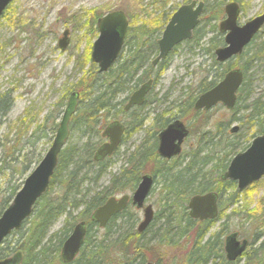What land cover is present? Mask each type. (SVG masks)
<instances>
[{"label":"trees","instance_id":"obj_1","mask_svg":"<svg viewBox=\"0 0 264 264\" xmlns=\"http://www.w3.org/2000/svg\"><path fill=\"white\" fill-rule=\"evenodd\" d=\"M204 1L205 12L212 13L215 8L212 18L219 20L218 17L224 14L225 0ZM136 2L141 5L142 11L151 4L155 7L161 3L162 9L169 4V0ZM137 15L129 16L126 50L117 63L106 73H99L95 65L89 66L80 82L75 85L81 98L70 123V135L77 132L86 135L89 132L88 141L81 148L75 143H69L70 141L67 143L58 157L47 192L37 200L32 215L23 226L13 232L17 239L8 244L7 237L3 242L0 259L8 258L9 254L20 250L23 258L19 264H65L60 255L62 243L70 235L72 228L83 220L88 226L87 234L80 255L72 264H240L242 261V264H264V230L253 234L250 248L242 258L232 263L224 256V230L228 227L211 233V223L193 220L188 215L187 204L193 195L217 189L224 193L234 187L230 181H221L219 175L229 164L228 156L236 153L237 143L225 147L220 153L225 157H218L219 152L216 154L213 151L217 147H210L207 153L202 149L192 152L186 164H181V168L176 167L169 179V187L165 190L166 197L156 202L158 209L155 220L144 234L135 229L137 216L130 209L114 217L103 230L91 221L94 209L112 194L133 191L134 182L139 179L138 175L142 173L143 164L146 163L145 160L139 165V160L135 166L137 159H134L133 154L126 164L129 167L123 168L121 175L113 174L109 185H102L99 189L84 187L90 180L97 186L106 174L108 163H96L93 157L99 144L100 131L110 118L112 108L120 103V95L131 86L139 85L140 79L133 80V75L149 65L150 56L157 49L156 42L151 41L150 37L156 32L155 26L159 25L160 28L168 19L164 13L157 15L155 19L151 16L149 19L144 15L142 17L139 13ZM92 17L94 21V15ZM165 17L167 19L163 21ZM253 47H248L245 51L248 58L243 68L247 77L241 92L249 85L248 71L256 61L264 59V42ZM165 69L166 65L160 66L158 74ZM144 80L146 79L143 78L142 81ZM201 88L204 89L203 84L198 86V89ZM243 95L246 97L245 101L249 100L246 117L248 127L253 129L251 136L264 133V102L260 98L250 100L249 89ZM242 99L243 96L240 95L239 101ZM13 103L10 92L0 90V216L22 187L25 177L42 160L46 144H50L54 138L61 114L45 115L40 122L37 120L39 115L32 116L27 109L11 121L7 116ZM114 113L118 117L122 110ZM136 128L138 127L135 126L133 130ZM238 137L233 136L234 139ZM93 138L95 139L91 141ZM141 154L140 158L147 159L144 151ZM240 195L237 192L231 194L226 203L223 195L220 214L231 203L237 202ZM62 216L65 217V225L50 233L51 226Z\"/></svg>","mask_w":264,"mask_h":264},{"label":"rangeland","instance_id":"obj_2","mask_svg":"<svg viewBox=\"0 0 264 264\" xmlns=\"http://www.w3.org/2000/svg\"><path fill=\"white\" fill-rule=\"evenodd\" d=\"M238 1L243 5V12L240 16L241 23L264 12V0ZM160 5L161 3L155 7ZM140 6L136 0H15L13 5L15 11L5 18L3 16L0 18V86L3 89L12 88L15 90L13 92L14 103L7 116L8 119L15 120L28 107H31L33 112H39L37 120L40 122L45 114L55 115L63 112L65 108H62L59 103L67 98L64 90L68 91V95L75 89L77 90L75 85L80 77L79 71L76 70L77 62L82 66V69L89 65L88 60L83 59L90 55V48L95 39L92 34H89L90 30L87 32L90 16L94 15V19H96L105 12L121 9L128 16L135 15L136 17L139 13L142 17L144 15L149 19V16L154 15L158 8L151 4L149 7L145 6V11H142ZM215 10V8L212 9L214 12ZM214 12L212 15L215 14ZM223 15L218 19L222 20ZM10 17L15 21L18 20V26L11 24L8 19ZM220 20L218 22L211 20L208 23L207 31L211 35L212 27L216 23L218 26ZM65 29L70 30L71 44L68 51L59 53L56 47L57 39ZM181 47L172 55L169 68L162 73L160 81L154 88L159 95L170 91L171 95L176 96L177 90H181L187 84L192 85L197 80L196 75H200L206 66H210V55L205 51H201L198 47H193L191 51H188L186 47ZM244 61L245 59L240 63ZM250 74V100L260 98L261 102H264V63H256ZM219 114L220 111L214 113L215 119ZM59 121L60 119L57 120V122ZM147 122V128L152 126L151 119ZM145 132L146 129L135 132L121 146V149L113 155L108 164L107 174L102 177L97 186L90 180L84 187L99 189L102 185L108 184L111 175L120 172L124 167L131 151L141 145L146 135ZM88 133L86 135H81L79 132L72 133L68 142L75 143L81 148V145L88 141ZM249 135H251V130ZM245 138L246 135H243L244 141L240 143L236 153L242 151L246 145ZM189 141L185 146V151L192 149L190 146L197 142L195 137ZM249 142H251L250 139ZM50 144H46V151ZM218 157L225 156L219 154ZM233 192L234 189L227 191L228 194L224 196L225 203ZM148 202L155 207V210L158 209L154 198H150ZM139 216L141 219V212H139ZM64 220L65 217H59L51 226L50 233L60 230L65 225ZM214 226L213 232L227 226L226 234L238 232L241 238L248 239H252L254 233L263 231L264 178L242 193L237 204L226 210L224 217ZM16 239L17 235L11 233L7 242L10 244ZM13 255L12 253L8 256L12 257ZM242 263L243 261L240 262V264Z\"/></svg>","mask_w":264,"mask_h":264},{"label":"flooded vegetation","instance_id":"obj_3","mask_svg":"<svg viewBox=\"0 0 264 264\" xmlns=\"http://www.w3.org/2000/svg\"><path fill=\"white\" fill-rule=\"evenodd\" d=\"M193 1L196 2V5H198L201 1L204 2V7H203L202 14H200V16H199V19H198L199 21H198L197 26L192 30V36L188 39L180 41V43L176 44L171 49V51L167 55V57L161 58V59H159V61L154 63L155 59L159 55V49H160V46H158L159 40L162 39L163 32L165 31L166 27L168 26V22L171 20V18L173 17L175 12L178 10V8H180L181 6H184V5H189ZM14 2H15V0H13L5 9L6 11L3 14L4 18L7 17V15H9L15 11L13 9ZM232 2H236L239 5V8L241 10L240 15L238 16V19H237L238 25L240 27H243L248 21H251L252 19H254V17L264 14V12H262L260 14L255 15L253 18L246 20L245 22L241 23L240 22V16L243 12V10H242L243 5H241L238 0H225L226 4L224 5V10H223L224 15L222 17V20H224L227 16V13L225 11L226 5L228 3H232ZM161 5L158 6L157 11H155L154 15H151V17H153L155 19V18H157V15H159V14L162 15L164 13V14H166V16L168 18L167 19L165 17L163 19V21L166 19H167V21L160 28H159V25L155 26V27H157V28H154V29H156L155 30L156 32L154 34H152L150 37L151 41L156 42L157 49L154 53L151 54V56H150L151 59L149 61V65L147 64V66L144 69L138 70V72H136L133 75L134 76L133 80L136 81V80L140 79L139 85L136 87L131 86L130 88H128V90L126 92H124L122 95H120V97H121L120 103L117 106H115V108H112V111L110 112L111 113L110 118H108V121H107L105 127L100 131V134H99L100 140H99V144L97 145L98 147L95 149V151L93 153V156H94L95 152L99 149V147L103 143H106L109 141V137L104 136L103 132L109 126V124L112 122H118V123L120 122L125 127L123 130V133H122V137H121V141H120V147L115 152H113L110 155V157H105V158L101 159L99 162L94 161L96 163L107 162L109 164L110 161L112 160L113 155H115L121 149V146L124 145V143L131 137V135H133L137 131L138 132H140L141 130L145 131V129H146V132H145L146 135H145L141 145L139 147H137L136 149H133L131 151V153L129 154V157H128V160H129V158H132V156L134 154V159H137L136 162H134L135 166H137L136 163H138L139 160H140L139 165L142 164L146 160V163L143 164L144 165L143 171H142V173H140L138 175L139 179H137V181L134 182L135 188L133 189V191H123L122 194H112L104 202V203H106L110 198H112V196H114L117 199H121L123 196L126 195L129 198L128 203L123 208V210L117 214H114L113 217L110 218L109 223L103 228H106L112 222V219L114 217H116V216L124 213V211L130 209L132 212L135 213V216H137V218H136L137 222H136L135 229L140 234H144L146 232V230L149 228V226L154 222L156 212H157V210L154 212V216H153L154 220H152V222L146 227V230L143 232H140L138 230V226L144 220L143 219L144 218V210H145V207L149 204L148 200L150 198H154L155 204H156L157 201H159V200L162 201V199H164L166 197L165 196V190H167L169 187L170 177L173 176V173L175 172L176 167L181 168V164H183V165L186 164V162L189 160L192 152H196V150L202 149L205 153H207L208 148L219 147V146H220V151L222 152L225 150V147H230L236 143L238 144L237 146L239 148L240 143L242 141H244L242 139L243 135H246V138H245L246 145L243 147L242 151H239V152H243V151L248 150L252 141L256 137L264 134V133H259L258 135H255V136L249 135V131L251 130V134H252L253 129L251 127H248V122H247V117H246V106H247L248 102H247V100L245 101L246 97L243 95L244 93H246V91L248 89H249V93L251 92V90H250L251 89L250 71L255 67L256 63L257 64L264 63V59H261L260 61H256L254 66L248 71L249 79H250L249 85L245 88V90H243V92H241V90L245 87L246 77H247V74H245L244 68H243V67H245V65H246L245 62L248 58V56L245 55L246 54L245 51L248 47L254 46L253 48H256L257 45H260L264 42V24L257 30V32L251 38L249 43L244 45L241 52H237L232 57H230L228 59H224V61H221L218 59L216 51L223 49L224 47L228 46V43H226L225 40H226V37H227L229 32L228 31H226V32L222 31L221 32L220 25L222 23V20H220V19H219L220 21H219L218 26L216 23L212 27V31H211L212 35L207 31L208 23H210V21L215 19V18H212V13H209V12L206 13L205 12L206 2L204 0H188V1L187 0H175V1L169 0V4H167V6L164 7L163 9L161 8ZM196 5L194 6V8L196 7ZM117 10H121V9H117ZM110 12H114V11H110ZM110 12H105V13H103L102 16L96 17V19H94L95 22L93 21L92 15L89 18V23H88L89 29L87 32H89V30H90L91 33H89V34H92L93 38L95 37V39H94V41L91 45V48H90L91 49L90 55L83 59V60H88L89 65H87L84 69H82V66H80L79 62H77L76 70L79 71V74H80V77L77 80V84H78V82H80L81 78L83 77V75L86 72L85 70H87L89 66L95 65L99 73H106L109 71V69H111L115 65V64H113L111 67H109L106 70V72H101L99 70L98 63L94 62L91 59V55L93 52L92 48L94 46L95 41L98 39V36H99L98 20L103 18V16L105 14L110 13ZM124 13L126 14V12H124ZM127 17H128V26H129L130 25V19H129L128 15H127ZM8 19L11 21L12 25L18 26V24H17L18 20L15 21L14 19H11V17ZM150 21H153V20H150ZM213 21L218 22V20H216V19ZM93 27L96 29H94ZM129 29H130V26L128 27V30H127V33L125 36L126 39L124 41V44L122 46V50H121L119 55H121L124 52V50H126L125 44H126V40L128 38L127 35L129 33ZM66 31H68L67 39H66L68 44L65 48H62V38H64V33ZM70 34H71L70 30L65 29L62 32V35L59 36V38L57 39L58 43H57L56 47H57V51H59V53H62V52L65 53L66 51H68L67 49L70 48V44H71ZM208 36H209V38H208ZM198 37H200L199 40H198ZM181 46L186 47L188 51H191L193 49V47H198L201 51H205L208 55H210V59H211V62L209 64L210 66H206L204 68V70L202 71L203 74L200 73V75H198V76L196 75L197 80L194 81V83L192 85L187 84L186 86H183L181 90H177L176 96L171 95L172 93L170 91L162 93V95H159V93H157L156 89H154V88L158 84V82L160 81V79H161L160 77H161L162 73L165 72L169 68L170 63H171V59H172V55H174L180 48H182ZM119 57H118L117 61L119 60ZM243 59H245V61L243 63H240V61ZM117 61H116V63H117ZM162 65H166L167 69L161 71L160 74H158V69ZM200 68H202V67H200ZM235 70H240L241 74H243V81L241 82V84H240L241 86L239 87V89L236 91L237 99H236V103H235L233 109L225 107V105L222 102H217L215 104V106H212L210 109H206V108L205 109H196L195 108L196 102L199 99L198 97L203 95L205 92L213 90L218 84L223 82V80L227 76L226 74H228L231 71H235ZM145 73L147 74V76H145ZM143 78H145L146 80L142 81ZM147 84H149L148 91L144 95L143 99H141L140 103H137L134 100H133L134 102L132 103L130 101V99L133 96V94H135L137 91H139V88H141L143 85H147ZM202 84H203L204 89H202V88L198 89V86H200ZM0 90L10 92V94L13 96V99H14V95H13V92L15 91L14 89H12V88L11 89H3L0 86ZM67 92L68 91L64 90L65 96H67V98H65L64 100H62L59 103L60 105H62V108H66L67 102L73 93H79L76 89H75V91L70 92L69 95ZM240 95L243 96L242 101H239ZM249 96H251V93ZM80 98H81V94L79 93V97H78V101H77L78 105L76 107V110L79 106ZM63 101H64V104H63ZM245 102H247V103H245ZM27 109L30 110V113L32 116L35 113H36V115H38L37 113H39V112H33V109L31 107L26 108L24 110V112ZM119 109L122 110V113H119L118 117H116L115 116L116 113H114V112H116ZM216 111H220V114L215 119L214 113ZM63 112L61 111V114H59L60 117L58 119L61 120V118L63 116L62 115ZM75 113H76V111H75ZM75 113L73 114V116L75 115ZM45 115H53V114L49 113V114H45ZM73 116L70 119L69 125L71 123ZM234 117L238 118V120L235 121ZM149 119H151L152 126L150 125L147 128V123H148L147 121ZM134 122L136 124H133ZM132 125H134V126H132ZM70 126H69V129H70ZM135 126L138 128L133 130L135 128ZM168 128H170V129L172 128L173 132H172L170 141H167V143H165L166 147L163 148L165 145H163V143L161 142V135L163 134V131L167 130ZM69 136H70V133H69ZM233 136H236V137L239 136V137L237 139H234ZM193 137L196 138L197 142H195L193 145L190 146V148H192V149H190V150L188 149L187 151H185V146L187 145L188 142H190L189 140L191 138L193 139ZM249 139L251 140V142H249ZM248 142H249V144L247 145ZM176 147L179 148L180 153L175 154V156L168 157L161 152V150H163V151H164V149L171 150V149H174ZM142 151H144L147 159H145L143 157L140 158V155H142L141 154ZM228 151H225V152H228ZM225 152H223V153H225ZM239 152L238 153L233 152L227 158L228 159L227 161H229V164H230L232 158L235 157L237 154H239ZM128 160H127V162H128ZM127 162H126V164H127ZM108 164H107V170L109 168ZM126 164L124 165L123 168L129 167ZM229 164H228V166H229ZM228 166L219 175V178L223 182H226V181L229 182L230 181L234 184L233 185L234 187L230 188V189H234L233 194H235L236 192L240 193V194L244 193L249 188H251V186L256 185L257 183L261 182V180L264 178V176H263L259 182L253 183V184H251V186L239 191L238 182L223 179V174L227 170ZM123 168H121L120 172L115 173V174L121 175V173L124 172ZM106 174H107V172H106ZM112 175H111V178H112ZM144 176L151 177L152 188H151L149 194L146 196L147 198L144 201L143 207L139 208V207H137L136 204L133 205L132 196H133V193L137 190L138 185L142 182ZM110 181L106 185H109ZM230 189H227L224 193H222L221 189H219V190L218 189L217 190H208V192H214V193L218 194V201H217V204H218V214L217 215L218 216L215 219H211V218L206 219V220L194 219L189 214V208H188V215L193 220L211 223L210 232L211 233L216 232V231H214V232L212 231V229L215 227L214 225L217 222L221 221V219L224 217V213L226 210H228L232 205L237 204V202H238L237 201L235 203H231L230 206H228V208L226 210H224V212L222 211L223 213L220 214L221 205H222V204H220L221 198L223 195L228 194L227 191ZM208 192H204V193H208ZM196 195H198V194H196ZM193 196H195V195H193ZM240 196H239V198H240ZM152 207H153V205H152ZM153 208L155 210V207H153ZM94 211H95V209H94ZM139 212L142 213L141 219L139 216ZM94 222L96 223V225L100 229H102L99 226L98 222H96V221H94ZM87 227L88 226L86 223V231H87ZM225 227H222L221 230L225 229ZM73 228H72V230H73ZM72 230H71V232H72ZM221 230H218V231H221ZM225 230H224L223 247H224V256H225V258H227L225 242H226V238L228 237V235H230L232 233L226 234ZM71 232H70V235H71ZM238 239L240 241H242L244 239V237L241 238V236L238 233ZM246 239L248 240V244H247V248L244 250V252L250 248V239H248V238H246ZM83 245H84V243H83ZM83 245H82V247H83ZM81 249L78 252V255L71 262H68L66 264H72V262L80 255ZM244 252H243V254H244ZM243 254L241 256H238V258H236L233 261L228 260V258H227V260L229 262L233 263V262L237 261L238 259L242 258ZM147 263H152V262H147ZM152 264H154V263H152Z\"/></svg>","mask_w":264,"mask_h":264},{"label":"water","instance_id":"obj_4","mask_svg":"<svg viewBox=\"0 0 264 264\" xmlns=\"http://www.w3.org/2000/svg\"><path fill=\"white\" fill-rule=\"evenodd\" d=\"M13 0H0V17L6 11L5 9ZM196 2L189 5H184L178 8L168 26L163 32L162 39L159 40L158 46L159 55L154 63L159 59L167 57L171 49L180 41L188 39L192 36V30L197 26L200 14H202L204 2H200L196 7ZM225 11L227 16L220 25L221 32L228 31L226 37L227 47L217 50L218 59L224 61L232 57L237 52H241L244 45L249 43L251 38L255 35L257 30L264 24V14L254 17L248 21L243 27L238 25V16L240 15V8L236 2L226 5ZM127 15L121 10H114V12L107 13L103 18L98 20L99 36L93 46L91 59L98 63L99 70L106 72L117 60L128 30ZM67 34L64 33L62 38V48L67 46ZM213 90L205 92L198 97L196 102V109H210L215 106L217 102H222L225 107L234 108L236 103V91L241 86L243 81V74L240 70L231 71ZM148 86L143 85L139 88L130 101L140 103L144 95L148 91ZM79 93H73L63 112L62 119L59 122L53 142L49 146L46 154L34 170L25 178L23 186L17 191L16 196L11 201V204L5 208L0 216V245L13 231L19 230L28 217L32 215V210L37 204V200L47 192L50 185L51 177L54 175L59 155L64 150L67 140L69 139V122L76 111ZM134 100V101H133ZM124 125L118 122H112L104 130L103 135L109 137V141L103 143L94 154V160L99 162L105 157L115 152L120 147V141L124 130ZM172 128L163 131L161 135V142L163 145L170 141L172 135ZM166 145L163 147L165 148ZM162 148V149H163ZM163 154L168 157L179 154L178 147L166 150H161ZM264 176V134L256 137L248 150L239 152L232 158L227 170L223 174V179L238 182L239 191L251 186V184L259 182ZM152 180L149 176H144L142 182L138 185L137 190L133 193V205L141 208L152 188ZM128 196H123L117 199L114 196L110 198L102 206L95 209L91 215V220L99 223L101 228L105 227L110 218L123 210L128 203ZM218 194L208 192L207 194H198L193 196L189 202V214L194 219H215L218 215ZM154 211L152 205H147L144 210V220L139 224L138 230L143 232L146 227L152 222ZM86 236V222L81 221L74 226L71 235L62 243L61 257L65 263L71 262L82 248L84 238ZM248 240L244 238L242 241L238 239V233L232 232L228 235L225 242L227 258L230 261L235 260L241 256L247 248ZM20 251L0 260V264H19L22 260ZM152 264V263H148Z\"/></svg>","mask_w":264,"mask_h":264},{"label":"bare ground","instance_id":"obj_5","mask_svg":"<svg viewBox=\"0 0 264 264\" xmlns=\"http://www.w3.org/2000/svg\"><path fill=\"white\" fill-rule=\"evenodd\" d=\"M213 151H214L216 154H217V152H219V154H220V153H221V151H220V146L217 147V149H215V150H213ZM219 154H218V155H219ZM223 200H224V199H223ZM163 224H164V223H163ZM163 224H162V225H163Z\"/></svg>","mask_w":264,"mask_h":264}]
</instances>
